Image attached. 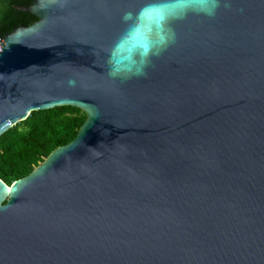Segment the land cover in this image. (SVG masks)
<instances>
[{"label": "water", "instance_id": "water-1", "mask_svg": "<svg viewBox=\"0 0 264 264\" xmlns=\"http://www.w3.org/2000/svg\"><path fill=\"white\" fill-rule=\"evenodd\" d=\"M31 1L0 39V137L32 112L87 118L0 179V264H264V0L174 22L128 80L105 51L143 0Z\"/></svg>", "mask_w": 264, "mask_h": 264}, {"label": "trees", "instance_id": "trees-1", "mask_svg": "<svg viewBox=\"0 0 264 264\" xmlns=\"http://www.w3.org/2000/svg\"><path fill=\"white\" fill-rule=\"evenodd\" d=\"M31 5V0H0L1 37L37 21L35 16L16 9ZM86 118L84 112L73 107L32 112L0 137V179L11 186L27 177L54 150L71 143Z\"/></svg>", "mask_w": 264, "mask_h": 264}, {"label": "clouds", "instance_id": "clouds-1", "mask_svg": "<svg viewBox=\"0 0 264 264\" xmlns=\"http://www.w3.org/2000/svg\"><path fill=\"white\" fill-rule=\"evenodd\" d=\"M223 0H143L121 15L123 31L106 49L107 76L128 80L146 75L154 57L176 41L173 23L190 15L213 18ZM69 86L75 81L69 79Z\"/></svg>", "mask_w": 264, "mask_h": 264}, {"label": "built area", "instance_id": "built-area-1", "mask_svg": "<svg viewBox=\"0 0 264 264\" xmlns=\"http://www.w3.org/2000/svg\"><path fill=\"white\" fill-rule=\"evenodd\" d=\"M3 37L0 36V39H2Z\"/></svg>", "mask_w": 264, "mask_h": 264}]
</instances>
